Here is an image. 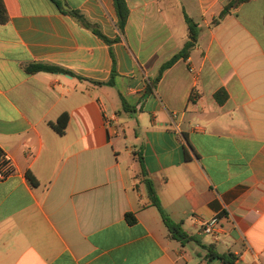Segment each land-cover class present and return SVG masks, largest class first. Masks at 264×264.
Listing matches in <instances>:
<instances>
[{"label":"crops","instance_id":"0c3cea01","mask_svg":"<svg viewBox=\"0 0 264 264\" xmlns=\"http://www.w3.org/2000/svg\"><path fill=\"white\" fill-rule=\"evenodd\" d=\"M232 1L126 0L121 33L114 0H2L0 150L15 173L0 181V264H264V0L220 19ZM185 15L197 44L151 88L188 41Z\"/></svg>","mask_w":264,"mask_h":264},{"label":"trees","instance_id":"16d2710c","mask_svg":"<svg viewBox=\"0 0 264 264\" xmlns=\"http://www.w3.org/2000/svg\"><path fill=\"white\" fill-rule=\"evenodd\" d=\"M54 3H56L61 9H62V3L61 0H52ZM245 0H233L232 2H230L228 5L225 6L224 10L222 11V13L220 14L219 18L223 19L228 12L236 5H238L239 3L243 2ZM114 6L116 9V13H117V26L118 29L121 33L124 32L127 21H128V17L130 14V10L128 8V5L126 3V0H114ZM66 13L72 15L78 22H80L83 26L92 29L100 38H102L107 44H109L110 46H112L113 43H115L117 41V39H110L108 37H106L105 35H103L100 30L93 25L87 18L86 16L81 13L80 11H65ZM5 7L4 4L2 2V0H0V21L4 22L6 20L5 17ZM185 19L188 25V30H189V38L188 41L185 43L184 47L182 48L181 51H179L177 54H175L170 60H168L167 62H165L159 70L158 75L156 76V78L152 81L151 84V88H155L158 83L160 82V80L162 79L164 73L170 69L175 63H177L180 59H187L190 54L191 51L195 48L197 41H198V37H199V27L198 24L191 19L189 16L185 15ZM112 55H113V59H114V67H113V71H112V77L111 79L106 82V84L108 85H114V77L116 75V70H115V56L113 54L112 51ZM30 72H38V71H59L61 70L58 67L55 66H50V65H45V64H34L32 66L29 67L28 69ZM217 99L220 103H223L226 99H227V95L224 91H221L219 93H217ZM68 122H69V115L68 113H64L61 115V117L58 119V121L56 123H51V126L61 135H63L66 131V128L68 126ZM3 155L2 151L0 150V157ZM142 174H145V170L143 168V164H142ZM31 182L34 185H37V181L34 177L30 176L29 177ZM147 183V187H148V193L150 195V198L153 201V204L158 208V210L161 213V216L163 218L164 223L166 224V226L169 229L170 234L176 238V239H188L187 235L182 231L181 227L178 224H175L166 214V212L164 211V209L162 208V205L158 199V197L156 196V191L153 187V184L150 180H146ZM127 220L130 224H133L136 222V218L133 214L128 213L126 215ZM224 258V257H223Z\"/></svg>","mask_w":264,"mask_h":264},{"label":"built area","instance_id":"2783aa9c","mask_svg":"<svg viewBox=\"0 0 264 264\" xmlns=\"http://www.w3.org/2000/svg\"><path fill=\"white\" fill-rule=\"evenodd\" d=\"M15 173L11 159L7 155L0 157V181L5 180ZM220 225V217L215 216L202 224L204 233L214 235Z\"/></svg>","mask_w":264,"mask_h":264},{"label":"water","instance_id":"95a60500","mask_svg":"<svg viewBox=\"0 0 264 264\" xmlns=\"http://www.w3.org/2000/svg\"><path fill=\"white\" fill-rule=\"evenodd\" d=\"M63 7L65 8V10H69V8L64 4V2H63Z\"/></svg>","mask_w":264,"mask_h":264}]
</instances>
